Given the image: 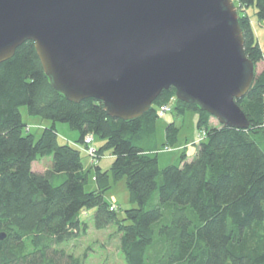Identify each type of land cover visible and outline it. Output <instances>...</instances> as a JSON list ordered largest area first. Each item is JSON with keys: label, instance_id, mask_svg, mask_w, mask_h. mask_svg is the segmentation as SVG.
Listing matches in <instances>:
<instances>
[{"label": "trees", "instance_id": "obj_1", "mask_svg": "<svg viewBox=\"0 0 264 264\" xmlns=\"http://www.w3.org/2000/svg\"><path fill=\"white\" fill-rule=\"evenodd\" d=\"M234 3L238 13L256 8L264 22V0ZM239 23L256 68L264 64V50L250 18L239 13ZM173 99L178 115L198 114V128L207 135L192 161L184 153L182 166L160 169L159 109ZM236 103L250 123L247 130L211 126L213 116L178 100L174 88L140 118H112L101 101H69L46 75L35 43L22 44L0 63V264H84L60 246L87 231L80 215L91 209L98 230L115 225L121 231L127 264H151L148 251L158 244L163 252L155 264H264V70ZM22 107L52 123L37 141L24 132ZM57 123L78 132L79 144L89 135L104 141L97 155L109 151L114 161L108 171L98 166L102 194L86 190L90 171L77 147L59 142ZM179 133L170 124L164 148L175 146ZM40 156L52 158L42 173L33 171ZM110 176L126 178L137 204L123 219L104 198Z\"/></svg>", "mask_w": 264, "mask_h": 264}, {"label": "water", "instance_id": "obj_2", "mask_svg": "<svg viewBox=\"0 0 264 264\" xmlns=\"http://www.w3.org/2000/svg\"><path fill=\"white\" fill-rule=\"evenodd\" d=\"M27 41L57 91L112 118H140L174 88L221 125L250 128L236 100L256 69L233 0H0V63Z\"/></svg>", "mask_w": 264, "mask_h": 264}, {"label": "rangeland", "instance_id": "obj_3", "mask_svg": "<svg viewBox=\"0 0 264 264\" xmlns=\"http://www.w3.org/2000/svg\"><path fill=\"white\" fill-rule=\"evenodd\" d=\"M234 1V0H233ZM241 15H247L250 18L256 41L260 47L264 50V22H260L256 16V8L251 7L248 10L239 9ZM256 73H261L264 70V64L260 63L256 68ZM171 111L164 115L159 114V120L157 122V146L161 150L159 155V167L164 169L167 166H182L181 158L185 153L187 161H192L199 150L200 144L205 141L206 137L203 135L205 129L198 128V114L193 111L187 112L185 115H178L175 110V99L170 104ZM22 118L27 128L36 139L40 138L45 128H49L52 123L38 116H30L27 108L22 107L20 109ZM174 124L179 128L180 133L178 142L173 147H165L166 142V128ZM211 126H220V122L216 118L211 119ZM56 128L58 131V138L61 144L74 145L81 151L82 162L86 170H89V179L86 190L97 191V194H102L96 183V177L100 171H108L114 161V157L107 151L106 153L99 154L98 158L93 161L83 149L87 148L85 143L79 144V133L73 131L67 124L57 123ZM104 141L99 138L94 140L93 146L99 149L103 146ZM171 148L170 150H166ZM52 166V158L38 157L33 163V171L44 172ZM106 182V181H105ZM105 200L109 203V206H114L116 211H112L117 214L119 219L125 217V211L133 208H137V204L131 202L129 190L127 186L126 178L119 181H113L110 176V187L105 191ZM111 211V210H110ZM95 209L86 210L80 215V220L87 223L88 229L86 232H82L79 237L72 239L71 241L63 244L60 248L65 249L68 253L81 259L84 264H127L125 256L121 251V231L115 225L109 226L104 230H98L95 226ZM163 247L161 244L156 245L153 249L148 251L151 264H155L156 260L161 256Z\"/></svg>", "mask_w": 264, "mask_h": 264}, {"label": "built area", "instance_id": "obj_4", "mask_svg": "<svg viewBox=\"0 0 264 264\" xmlns=\"http://www.w3.org/2000/svg\"><path fill=\"white\" fill-rule=\"evenodd\" d=\"M171 104V103H170ZM170 104L168 105H165V106H162L160 107L159 109V114L161 115H164L166 114L167 112L171 111V107H170ZM203 135L206 137V131H203ZM93 143H94V136L92 135H89L86 137L85 139V144L87 145V148L83 149L85 151V153L93 160L95 161L97 158H98V155H97V150L96 148L93 146ZM171 149V148H170ZM169 148H167L166 150H170ZM116 205L114 206H111L110 207V210L111 211H116V208L115 207Z\"/></svg>", "mask_w": 264, "mask_h": 264}]
</instances>
